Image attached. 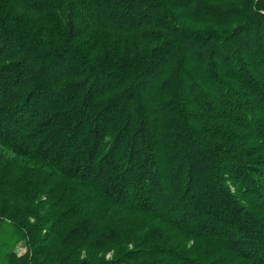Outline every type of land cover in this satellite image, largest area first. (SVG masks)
Listing matches in <instances>:
<instances>
[{
    "label": "trees",
    "instance_id": "obj_1",
    "mask_svg": "<svg viewBox=\"0 0 264 264\" xmlns=\"http://www.w3.org/2000/svg\"><path fill=\"white\" fill-rule=\"evenodd\" d=\"M0 264H264V0H0Z\"/></svg>",
    "mask_w": 264,
    "mask_h": 264
},
{
    "label": "water",
    "instance_id": "obj_2",
    "mask_svg": "<svg viewBox=\"0 0 264 264\" xmlns=\"http://www.w3.org/2000/svg\"><path fill=\"white\" fill-rule=\"evenodd\" d=\"M17 250L20 252V250H21V249H20V248H18Z\"/></svg>",
    "mask_w": 264,
    "mask_h": 264
}]
</instances>
